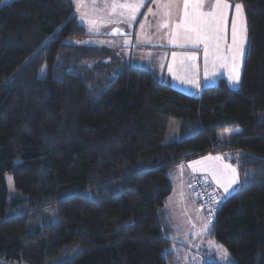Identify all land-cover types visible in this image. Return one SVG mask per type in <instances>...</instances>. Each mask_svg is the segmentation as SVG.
<instances>
[{"label":"trees","instance_id":"trees-1","mask_svg":"<svg viewBox=\"0 0 264 264\" xmlns=\"http://www.w3.org/2000/svg\"><path fill=\"white\" fill-rule=\"evenodd\" d=\"M226 1L245 15L239 85L198 95L73 43L87 35L72 0L0 4V264H48L70 244L78 252L57 264H179L168 172L217 152L233 155L238 183L206 238L227 264H264V0ZM171 120L180 136L165 142Z\"/></svg>","mask_w":264,"mask_h":264},{"label":"rangeland","instance_id":"rangeland-1","mask_svg":"<svg viewBox=\"0 0 264 264\" xmlns=\"http://www.w3.org/2000/svg\"><path fill=\"white\" fill-rule=\"evenodd\" d=\"M10 1L11 0H2L0 4H7ZM148 1L149 0H73L74 15L78 22L84 25L87 31L86 33L88 35L96 36L106 35V37L101 38L89 37L81 39L80 41H73V43L82 45H87V43L95 45L98 43L100 45H112L115 43V39L110 36L121 34L124 37L126 31H129V29L137 22L139 12ZM221 4H223V7ZM152 8L154 9V6L150 7V9ZM176 8H178V20H174L171 14L172 10H175ZM146 12L150 13V11ZM162 15L164 18L162 17L161 20L163 22L161 21L159 28L166 30L167 33L172 28L174 30H171L172 34L178 35V39L170 38L169 40L164 41L161 40V37L162 35L168 36L167 33L151 32L152 37L148 35L144 36L148 46L141 47L139 49V54L138 52L135 54L136 51L133 49L135 57L132 58L131 62L134 61L133 63L135 65L142 64L143 67H149L150 69L153 67L155 68L154 71L164 69L166 74H164L163 79L161 78L159 80L168 81L171 86L183 92L194 94L195 91L198 92L200 89L207 86L205 79H203L202 84H199L201 81L199 77L194 76V69L189 73L190 65H192L189 59H195L197 70H202L205 60L214 56V58L219 59L222 63V66L219 68V71H221L224 60L228 59L229 55H232L236 50L240 44L242 35V43L245 44V15L240 3L229 2L226 0H182L179 2V7H170L166 10L167 16L165 14ZM169 17H172L173 20ZM167 25L169 26L168 28L166 27ZM118 31H121L122 33ZM144 32L145 31L142 30V34ZM183 36L186 37V39H184ZM188 37H191V39L189 38L188 40ZM140 41V39L134 40V45ZM192 41L203 44H200L194 50H191L187 45L192 43ZM160 43L166 44L157 47L156 45ZM179 48H181L180 53L175 55L176 50ZM129 54L130 51L128 50L120 51L117 49L113 52V58L126 60ZM166 54L169 55L168 62L165 60ZM110 59L112 58L110 57ZM230 71L226 75L227 80L229 81L228 84L231 89H236L240 79H238L237 82V72L235 69ZM156 73L158 75L157 77H161L158 72ZM169 74L171 75V80L169 79ZM233 79H235V82H233ZM195 82L199 84L198 90H194ZM257 120L259 122H264V112H259L257 114ZM179 127L180 122L178 120H171L169 122L165 135V142L172 141L180 136ZM237 131L238 128L226 129L218 131L217 135L220 139H229L232 134ZM206 155L217 159L219 157L226 158L229 161V166H234V168H236V163L231 161L233 158L232 154L217 152L207 153L198 157L204 158ZM198 157L191 158L186 162H196ZM174 170L175 168L173 171ZM170 171L168 172V176L170 175V177H173L174 173H172L173 171ZM234 172L235 171H233V175L235 174ZM214 173L222 184L228 185L231 183L229 179L231 175L227 169H215ZM4 182L8 197L11 198L15 194V189L9 174L4 175ZM212 187L216 192L227 197L234 191L236 184H231V187L227 188L226 191H221L213 185ZM198 207L202 213V220H198V218L194 217L193 222L191 223L192 229L187 225L185 219H181L183 225L182 227L181 225L179 227L180 236L178 241L183 248L178 245H175L174 247V250L177 249V252L175 253L179 259L178 263L204 264L209 260H214L218 264H227L228 254L224 247L214 240L203 238L207 232L205 226H209L210 220L205 216L202 208L199 205ZM195 237L198 238L197 241H195ZM77 252L78 247L76 244L67 245L60 251L58 256L48 264H57L75 255Z\"/></svg>","mask_w":264,"mask_h":264},{"label":"crops","instance_id":"crops-1","mask_svg":"<svg viewBox=\"0 0 264 264\" xmlns=\"http://www.w3.org/2000/svg\"><path fill=\"white\" fill-rule=\"evenodd\" d=\"M177 1L181 2L182 0H149L148 2H146L144 7L142 8V10L139 12V17L137 18V22L134 24V26H132L129 29V31H126L124 37L121 34H115V35L110 36V37L115 39L114 40L115 43H113L112 45H100L99 43L97 45H95V44H88L87 43V46H95V47H99V48L109 49L113 52L116 51L117 49L120 51H123V50L127 51L128 50V51H130V54L128 55V58H127L128 60L127 59L126 60L124 59V60L129 65L145 69L148 72H150L157 79H161V78L163 79L164 74H166V71L164 69L154 71L155 68H153V67H152L153 69L152 68L150 69L149 67H143L142 64L135 65L133 63L134 61L131 62V60H132V58L135 57V54H137V52L139 54V49L141 47L148 46V44H146L147 43L146 39H144L145 35L152 37L151 32H158V33H163V34L167 33L166 30H162L159 28L161 21H162L161 19L163 17L162 14L166 15V10L170 7H179V2H177ZM72 2H73V0H72ZM153 6H154V9L153 8H152L153 10L150 9V7H153ZM221 6L223 7V4H221ZM73 8H74V3H73ZM146 11H150V13L146 12ZM171 14H172L174 20H178V18H179L178 17V8H176L175 10H172ZM169 18L171 20H173L172 17H169ZM82 26L84 27V25H82ZM166 27L168 28L169 26L167 25ZM84 29H85V27H84ZM142 30L145 31L143 33L144 35L142 34ZM171 30L174 31L171 28L170 31H168V33H167L168 36L162 35L161 40L167 41L170 38L171 39H178V35L172 34ZM85 32H87L86 29H85ZM118 32L122 33L121 31H118ZM170 33H171V35H170ZM86 35H87L86 38H89V37H100V38L106 37V35L96 36V35H88L87 33H86ZM183 38L186 39V37H184V36H183ZM189 38L191 39V37H188V40H189ZM139 39L141 41L134 45V40H139ZM242 41H243V35L241 37L240 44L238 45L236 50L233 52V54L229 55L228 59L224 60L223 68L221 71H219L220 66H222L221 61L217 58H214V56H213V57H211V58L209 57L208 59L205 60V64L203 65L202 70L201 69L197 70V64L195 63V59H189L190 63H192V65H190V68H189V73H191L192 69H194L195 70L194 76H197L200 78L201 82L199 84H202L203 79H205L206 84H207V86H205V87H208V86L213 85L214 83H216L220 79L225 80L226 83L228 84L229 81L227 80L226 75L230 70L235 69L237 72V82H238V79L240 78L242 59H243L245 48H246V35H245V44L242 43ZM162 44H166V43H160L156 46L160 47V46H162ZM200 44H203V43H200V42L196 43L195 41H192V43L188 44L187 47L191 50H194ZM212 45H214V44H212ZM149 46H151V45H149ZM151 47H155V46H151ZM133 49H135V51H136L135 54H133ZM180 51H181V48L177 49L175 52V55H178V53H180ZM227 55H226V57H227ZM136 57H137V55H136ZM177 58H179V57H177ZM165 60L167 62L169 61V55L168 54H166ZM156 72H158L161 75V77L160 76L157 77L158 75ZM170 78H171V75L169 74V79ZM233 82H235V79H233ZM199 84L197 82H195V89L194 90L199 89L198 88ZM238 85H239V82H238ZM228 86H229V84H228ZM202 89H200L198 92L195 91L194 94H189V93L183 92L181 90H179V91L186 93L188 95H198ZM227 167H229V168H227ZM174 168H175V170L173 171ZM174 168L170 171V172L173 171L172 172V173H174L173 177H170V175L168 176L169 180L171 182V185H172V192L168 196L166 203H165V218H166L165 223L168 224V226L171 228L172 233L170 231V234L172 235V240L174 242H176L177 244H179V241H178V238L180 236L179 227H180V225H181V227L183 225L181 219H185V222L187 223V225L191 229H192L191 223L193 222L194 217L198 218V220H202L201 210L198 207V204H196V202L191 197L190 185H189L191 178L194 176H202L205 179H207V181L210 183V185L212 184L216 188H219L221 191H224V190L226 191L227 188L231 187V184L235 185L238 183V174H237V167L234 168V166H229V161L226 158L219 157L217 159L215 157H210L207 155L204 156V158L198 157L196 162H191V161L179 162ZM219 168H221L223 170L227 169L229 171V173L231 175L229 178L231 183H229L228 185L222 184L221 182H219V179L216 177V174L214 173V171H215V169L217 170ZM233 171H235L234 175H233ZM235 178H236V181H235ZM207 229H208V226H205V230H207ZM182 232H183V230H182ZM188 238H190V237H188ZM203 238L207 239L206 235H205V237L203 236ZM197 240H198V238L195 237V241H197Z\"/></svg>","mask_w":264,"mask_h":264},{"label":"built area","instance_id":"built-area-1","mask_svg":"<svg viewBox=\"0 0 264 264\" xmlns=\"http://www.w3.org/2000/svg\"><path fill=\"white\" fill-rule=\"evenodd\" d=\"M191 195L202 208L205 216L213 221L218 203L223 199V196L216 192L205 179L200 177H195L192 180Z\"/></svg>","mask_w":264,"mask_h":264}]
</instances>
